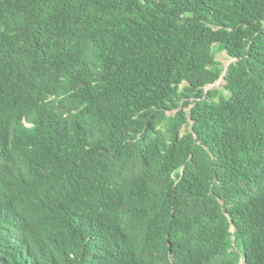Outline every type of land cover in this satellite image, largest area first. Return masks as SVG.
I'll return each mask as SVG.
<instances>
[{
	"label": "trees",
	"instance_id": "obj_1",
	"mask_svg": "<svg viewBox=\"0 0 264 264\" xmlns=\"http://www.w3.org/2000/svg\"><path fill=\"white\" fill-rule=\"evenodd\" d=\"M0 264H264V0H0Z\"/></svg>",
	"mask_w": 264,
	"mask_h": 264
},
{
	"label": "rangeland",
	"instance_id": "obj_2",
	"mask_svg": "<svg viewBox=\"0 0 264 264\" xmlns=\"http://www.w3.org/2000/svg\"><path fill=\"white\" fill-rule=\"evenodd\" d=\"M217 60L222 64V66L224 67L225 70L233 62V60L229 57V55L227 54V52H220V53H218ZM225 85H226V82H225L224 78L222 77V78H220V80L218 82H216L212 86L207 87V91L208 90L225 91V89H224V86Z\"/></svg>",
	"mask_w": 264,
	"mask_h": 264
},
{
	"label": "water",
	"instance_id": "obj_3",
	"mask_svg": "<svg viewBox=\"0 0 264 264\" xmlns=\"http://www.w3.org/2000/svg\"><path fill=\"white\" fill-rule=\"evenodd\" d=\"M229 71V67L226 68L225 72L222 74V77L225 78L226 73ZM221 77V78H222Z\"/></svg>",
	"mask_w": 264,
	"mask_h": 264
}]
</instances>
